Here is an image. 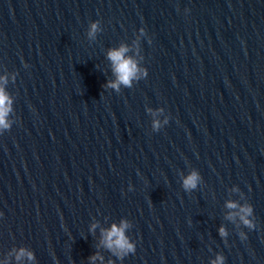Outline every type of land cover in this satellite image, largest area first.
<instances>
[{
	"label": "water",
	"instance_id": "water-1",
	"mask_svg": "<svg viewBox=\"0 0 264 264\" xmlns=\"http://www.w3.org/2000/svg\"><path fill=\"white\" fill-rule=\"evenodd\" d=\"M1 1L100 101L224 264H264V0ZM120 46L139 71L116 89L107 53ZM249 205L252 227L239 215Z\"/></svg>",
	"mask_w": 264,
	"mask_h": 264
},
{
	"label": "clouds",
	"instance_id": "clouds-1",
	"mask_svg": "<svg viewBox=\"0 0 264 264\" xmlns=\"http://www.w3.org/2000/svg\"><path fill=\"white\" fill-rule=\"evenodd\" d=\"M96 24L93 23L90 26V33L96 31ZM128 51L126 46H120L118 48L110 49L107 53L108 58L112 62L113 72L116 79L112 82H109V86L118 89L121 84L128 86L131 84V81L137 77L139 71L137 62L129 56H126L125 53ZM144 75H147L145 70ZM7 82L6 76H0V133H3L4 130L10 128L11 121L9 120V113L12 111V99L4 87V84ZM154 127H158V124H154ZM199 175L196 172L189 173L183 180V186L188 188H195ZM131 190V187H129ZM227 207L235 208L237 207L235 202H228ZM241 221L248 227H252L251 220L248 219L252 215L251 206H240L239 211ZM93 229L96 227L95 224L91 226ZM129 227V223L126 220H121L119 224L113 223L109 228L102 230V243L103 245L112 251L118 258H122L124 255L135 251V244L130 238L126 235V230ZM219 234L223 237L226 235V231L223 227L218 229ZM239 237L243 240L246 239V234L244 232L239 233ZM27 257L28 260L34 259V256L31 252L21 248L18 250L16 259L19 260L21 257ZM103 259L97 255H92L89 257L90 261H95L96 259ZM225 257L221 254H217L215 259L210 261V264H224ZM0 264L4 262L0 261ZM111 264V262H110Z\"/></svg>",
	"mask_w": 264,
	"mask_h": 264
}]
</instances>
